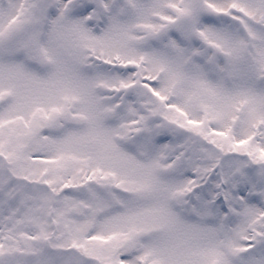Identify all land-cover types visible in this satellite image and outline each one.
Here are the masks:
<instances>
[{
  "label": "snow or ice",
  "instance_id": "6c2138e0",
  "mask_svg": "<svg viewBox=\"0 0 264 264\" xmlns=\"http://www.w3.org/2000/svg\"><path fill=\"white\" fill-rule=\"evenodd\" d=\"M0 264H264V0H0Z\"/></svg>",
  "mask_w": 264,
  "mask_h": 264
}]
</instances>
